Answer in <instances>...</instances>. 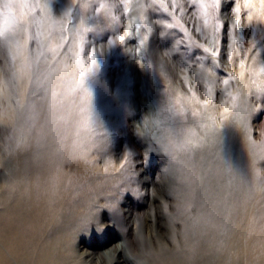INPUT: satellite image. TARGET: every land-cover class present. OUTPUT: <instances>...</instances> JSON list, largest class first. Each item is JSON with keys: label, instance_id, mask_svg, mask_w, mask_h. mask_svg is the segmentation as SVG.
Wrapping results in <instances>:
<instances>
[{"label": "bare ground", "instance_id": "obj_1", "mask_svg": "<svg viewBox=\"0 0 264 264\" xmlns=\"http://www.w3.org/2000/svg\"><path fill=\"white\" fill-rule=\"evenodd\" d=\"M229 1L223 0L224 8ZM70 3L71 0H61L59 6L53 7L55 13L48 9L47 14L53 19H63L67 27L65 14L69 12ZM246 5H249L247 19H254L258 28L264 29V0H246ZM151 24L158 26L159 22L154 20ZM58 26L50 31L60 29ZM30 30L23 34L25 39L36 32L33 28ZM29 47L32 51L36 48L31 41ZM162 54L167 59L161 56V64L175 74L174 81L170 82L171 90L179 88L180 82L186 86L198 84V78L189 80L190 76L183 77L186 68L182 69L181 59L174 61L170 54ZM9 60L7 47L0 40V67L5 74L12 73L6 67ZM40 64H34L32 68L33 80H38L37 84L30 83L27 77L16 80V95L20 104L24 103L22 111L14 109L8 101L0 80V99L3 102L0 104V120L3 122L0 131L19 141L10 146L13 152L9 151L11 156H17L13 164L15 169L12 168L14 172L11 170L8 177L0 179V247L3 249H0V264H264L262 200L248 216L243 209L244 204L240 205V209L231 216L230 229L212 226L203 234L194 236L182 222L172 219L176 202L163 175L168 161L153 179L146 175L150 172L147 161L141 163L143 167L134 170L142 177H137L135 186H132L121 170L112 171L117 167L108 164L100 168L95 163V156L101 152L103 143L89 151L87 159L74 158L71 149L78 145L79 134L69 123L73 111L70 96L73 93L68 87L72 83L68 64L59 63L53 70L49 69L53 66L51 60ZM189 64L187 67L191 69ZM251 71L250 76L241 77L244 85H247L249 77L264 80V74L258 68L254 66ZM90 91L94 117L99 125L101 120L97 116L105 111L100 97L106 89ZM13 115L16 117L11 122ZM169 120L176 122L173 113ZM103 129L100 128L101 134ZM104 136L107 137L102 134ZM142 140L151 142L145 137ZM52 144L62 151L64 146H68L69 155L58 159L53 155ZM130 149L135 154L140 153L135 146ZM147 154L156 156L157 153L154 148H148ZM77 179L88 186L104 180L109 192L93 205L98 217L103 215V220L98 224L94 223L95 220L87 228L81 223L84 216L81 212L83 185L78 186ZM4 180H8L7 183H3ZM169 201L173 203L171 211L165 209ZM109 202L115 205L113 211L107 208ZM147 204L151 211L142 214L141 210ZM114 211L116 214L110 218ZM95 236H100V241L95 240ZM193 247L197 249L195 257L191 254ZM216 248L220 249L219 258L214 256Z\"/></svg>", "mask_w": 264, "mask_h": 264}, {"label": "rangeland", "instance_id": "obj_2", "mask_svg": "<svg viewBox=\"0 0 264 264\" xmlns=\"http://www.w3.org/2000/svg\"><path fill=\"white\" fill-rule=\"evenodd\" d=\"M15 1L11 0L13 3ZM60 1L30 0L29 4H39L40 7L33 15L38 13L39 18L44 19L46 15H49L47 14L48 9L55 13L53 7L59 6ZM6 2L10 0H0V13ZM211 2L212 0H71L69 12L65 14L66 28L69 31L64 35L71 37L74 31L73 26L78 27L81 21L91 30L85 34L84 52L79 58L76 56L79 49L74 46L75 42H73L71 50L67 51L66 55L61 57L55 65L62 62L68 64L71 82L79 81L80 73L84 69V61L92 56L94 66L86 78V86L94 91L102 87L106 89V93L100 97L105 111L97 116L101 120L99 128L103 127L102 134L107 136L103 137L102 145L104 146L101 152L95 156V163L98 167L102 168L110 164L121 170L127 154L134 162V169L142 168L141 163L147 161L150 172L146 175L153 179L168 160L159 154L154 141L151 140L149 143L140 141L142 137L137 134L136 128L142 122L143 117L147 114L159 116L172 127L190 123L199 118L203 109L211 108L217 113H222L223 109L230 106L228 93L235 94L237 90L247 94L248 102L254 108L250 120L254 130L253 136L255 137L261 129H264V91H261L264 88V80L249 77L247 85L241 81V77L250 76V73H253L251 69L254 66L264 74V29H259L254 19H247L249 5H246V0H231L227 2L225 8L222 0L221 7L216 10L207 7ZM45 3L47 9L43 8ZM102 3L106 7L100 9L98 13L95 12L94 10ZM83 5H88V7L84 8ZM113 15L116 16V20L111 19ZM154 20L159 22L158 26L151 24ZM217 20L221 25L219 31L214 30ZM233 25L236 27L233 28ZM30 28L36 31L35 27L29 26V31H31ZM49 30L47 27L44 29L45 33ZM54 33L53 38L47 41L48 46L52 48L63 43L60 39V29L57 28ZM119 37L124 39L121 40ZM54 38L55 45H53ZM41 39L43 40V37ZM33 49V52L37 51V48ZM205 49L218 50V55L212 56L211 52H206ZM162 53L170 54L174 61L181 59L182 69L186 68L183 77L190 76L189 80H193V77L198 78L196 79L198 84L194 86L191 83L186 86L184 82H180L179 88L171 90L170 86L175 74L161 64V56H166ZM50 58L49 55L48 60L41 59V61L51 60L53 65L56 61ZM40 62L38 65H41ZM10 63L6 67L12 70ZM188 64L191 69L187 67ZM55 65L49 69L53 70ZM201 74L203 76L200 78ZM11 75L12 73L5 74L0 67V80L7 99L13 104L14 109L20 108L19 110L22 111L21 107L24 103L20 104L15 92L17 83L16 80L11 79ZM229 77L235 79L230 80V85H225L223 81ZM210 88L213 96L211 102L208 101ZM172 91L175 94L173 102L176 113L167 107L168 97L172 95ZM2 103L1 100L0 104ZM171 113L175 116L176 122L174 123L171 120L167 121ZM14 115L11 122L16 117ZM2 124L0 120V125ZM4 132L0 131V179L14 172L13 164L17 156H11L9 151L13 152L10 146L19 142L17 138L7 137ZM220 139L222 158L230 164L241 179L244 176L242 180L245 181L246 178L247 181L249 180L250 170L256 173L264 172V159H250L241 134L232 125H225L221 129ZM131 146H135L140 153H133ZM148 148H154L156 156L146 155ZM125 170L130 172L131 168ZM139 176L142 177V174H136L130 181L132 186H135V180L137 177L140 178ZM7 181L4 180L3 183ZM225 195L226 205H224L223 212V228L225 229H230L231 216L233 212H236L235 210L240 209V205L244 204L243 209L247 213L246 216L251 215L255 205L257 206L258 202L262 203L261 200L263 201L261 209L264 208V198L257 196L241 200V197L235 194ZM111 204L114 209L115 205ZM148 204L141 210L142 214L151 211ZM172 205L173 203L169 201L165 209L173 210ZM115 212L109 215L110 218L116 214ZM100 216L94 222L95 224L103 220V215ZM95 240L100 241V236H95ZM0 249L3 250L1 247ZM220 255V249L216 248L214 256L219 258Z\"/></svg>", "mask_w": 264, "mask_h": 264}, {"label": "clouds", "instance_id": "obj_3", "mask_svg": "<svg viewBox=\"0 0 264 264\" xmlns=\"http://www.w3.org/2000/svg\"><path fill=\"white\" fill-rule=\"evenodd\" d=\"M93 66L91 56L84 61V75L80 73L79 81L73 80L68 85L73 93L70 96L73 111L69 123L79 134V143L71 149V155L78 159H87L88 152L103 143L93 113L92 92L85 83ZM174 95L173 92L168 97L167 107L176 113ZM253 112L247 94L240 92L236 104L227 107L223 113H217L211 108L203 109L197 120L175 127L169 126L159 116L147 114L137 125V134L154 141L159 146V154L168 160L163 175L176 202V212L172 214V219L182 222L190 235L203 234L212 226H223L225 194H235L245 199L257 196L264 198V172L250 170L249 180H242L222 158L220 149L221 129L230 124L241 134L250 159H264V129L253 136L254 130L250 123ZM50 147L58 159L70 153L68 146H64L63 151L56 144ZM112 171L120 172V168H113ZM76 183L78 186L83 185L81 212L84 216L100 197L109 195L104 180L91 186L79 179ZM191 254L193 257L197 254L195 247Z\"/></svg>", "mask_w": 264, "mask_h": 264}, {"label": "snow or ice", "instance_id": "obj_4", "mask_svg": "<svg viewBox=\"0 0 264 264\" xmlns=\"http://www.w3.org/2000/svg\"><path fill=\"white\" fill-rule=\"evenodd\" d=\"M222 0H212L211 4L207 7H211L214 10L221 7ZM81 6V5H79ZM40 7L39 4H29L28 0H18V3L6 2L3 6V11L0 13L2 16V23H0V40H3L7 47V56L10 57V67L12 68L11 79L13 80H22L25 77L33 85L37 84L38 80H33L32 68L34 64H38L41 59L48 60L49 55L52 60L59 62L60 58L66 55V52L71 50L73 42H75V47L79 49L76 52V56L79 58L81 53L84 52V43H85V34L91 29L85 26L83 21L79 22V26H73L74 31L71 37H66L65 32L69 31L63 23V19H53L51 15H46L44 19L39 18V14L33 15L36 13V9ZM84 8H87L88 5H83ZM105 4H100L99 8H96L94 11L99 12L100 9L105 8ZM202 7H205L202 5ZM44 9H47L46 3L43 5ZM67 15V14H66ZM207 15V11H205ZM112 20H116V16L111 17ZM207 24V20H205ZM56 25L60 26V39L63 43L58 44L55 48L49 47L47 41H50L53 36V31H47L45 33L44 29L54 28ZM29 26L35 27L36 32L32 35H29L26 39L23 38L22 34H25L29 30ZM236 25H233L235 28ZM221 28L219 20L216 21L215 31H219ZM43 37V40L41 39ZM123 40V37H119ZM29 41L33 42L37 48L36 52H33L29 47ZM206 52H211L212 56L218 55V50L205 49ZM84 73L81 72V76ZM235 79L234 77H229L225 79L223 83L225 85H230V80ZM208 101L211 102L213 99L211 88L208 90ZM264 91V88L261 89ZM240 92L237 90L235 94L232 92L228 93L230 106H234L239 99ZM203 107V105H202ZM227 110V108L225 109ZM196 115V113H193ZM157 150L159 151V146ZM133 161L126 154L125 163L121 165V173L125 175V179L131 181L136 176V172L133 168ZM131 168L130 172L125 174V169ZM113 205L109 202L107 208L109 211L113 210ZM98 219L97 212L94 210L93 206H90L88 213L81 218V223L87 228L91 227L93 221Z\"/></svg>", "mask_w": 264, "mask_h": 264}]
</instances>
